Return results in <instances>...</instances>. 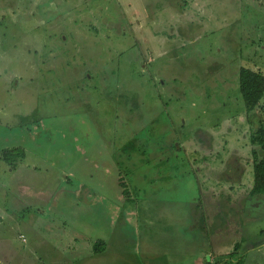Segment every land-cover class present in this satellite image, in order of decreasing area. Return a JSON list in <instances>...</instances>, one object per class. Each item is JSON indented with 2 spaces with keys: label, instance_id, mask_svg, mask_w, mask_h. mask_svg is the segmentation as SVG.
Listing matches in <instances>:
<instances>
[{
  "label": "rangeland",
  "instance_id": "obj_1",
  "mask_svg": "<svg viewBox=\"0 0 264 264\" xmlns=\"http://www.w3.org/2000/svg\"><path fill=\"white\" fill-rule=\"evenodd\" d=\"M242 68L264 0H0V264H264Z\"/></svg>",
  "mask_w": 264,
  "mask_h": 264
},
{
  "label": "trees",
  "instance_id": "obj_2",
  "mask_svg": "<svg viewBox=\"0 0 264 264\" xmlns=\"http://www.w3.org/2000/svg\"><path fill=\"white\" fill-rule=\"evenodd\" d=\"M240 92L249 111H254L264 98V75L252 69L242 68L239 74ZM252 143L264 149V129H260L253 137ZM256 153V152H255ZM24 152L19 149L5 151L4 157L14 161L16 165L23 158ZM254 186L251 191L252 196H264V158L255 159L254 162ZM124 186V185H123ZM103 245L100 242L96 245V250Z\"/></svg>",
  "mask_w": 264,
  "mask_h": 264
}]
</instances>
